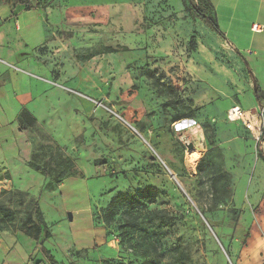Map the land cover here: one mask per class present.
<instances>
[{"label": "rangeland", "instance_id": "obj_1", "mask_svg": "<svg viewBox=\"0 0 264 264\" xmlns=\"http://www.w3.org/2000/svg\"><path fill=\"white\" fill-rule=\"evenodd\" d=\"M223 2L222 21L233 14L249 30L258 20V0ZM37 3L34 9L50 25L49 36L34 50L38 77L54 95L69 99L52 118L39 120L24 110L13 123L4 121L0 204L14 218L1 222L0 245L29 250L22 264H102L112 248L124 264H264V160L257 150L259 144L264 151V101L253 110L262 119L258 136L226 116L230 105L249 110L258 103L252 57L193 19L182 0ZM106 46L129 50L105 53ZM88 52L96 55L85 59ZM194 149L203 155L191 167L187 156ZM73 176L88 181L76 190L83 200L73 201L69 190L65 200L57 190ZM148 186L161 190L148 210L168 219L163 259L153 262L138 253L136 242H122L120 216L104 226L107 244L81 251L85 241L77 228L89 225L88 201L102 222L116 193ZM37 200L52 233L43 246L29 228ZM73 208H81L74 221ZM235 218L239 235L249 230L252 241L231 236ZM141 225L147 229L143 220ZM257 239V253L243 254L247 242L252 248ZM2 257L0 248V264Z\"/></svg>", "mask_w": 264, "mask_h": 264}, {"label": "crops", "instance_id": "obj_2", "mask_svg": "<svg viewBox=\"0 0 264 264\" xmlns=\"http://www.w3.org/2000/svg\"><path fill=\"white\" fill-rule=\"evenodd\" d=\"M210 2L215 8L220 28L225 35V39H222L233 45L239 52L252 57L250 67L254 81H256L255 84L264 90V29L263 31L253 30L254 24L264 27V0H258L259 21L252 22L249 30H247L248 26H239L236 22L237 18L233 14L225 18V21L219 18L221 7H225L223 0H210ZM49 29L50 25L46 22V19L41 17L35 9L25 10L22 5H15L14 8H11L5 0H0V135H3L2 127L4 121L13 123L21 111L25 110L31 113L39 120H42L45 115L52 118L54 112L63 109L62 105L69 99L64 95H54L58 92L51 88L49 82L43 81L38 77L41 76V69L34 58V50L45 42L49 36ZM257 34L260 35L258 36ZM255 87L256 85H254V94ZM36 105H40V111L37 110ZM233 105L227 107V110ZM251 105L250 109L254 110L258 103ZM41 114L42 116H40ZM50 119L49 121H51ZM1 143L0 146H2ZM87 182L82 177H69L59 184L57 190L61 194L65 190H69L68 196H72L73 201L83 200L81 199V196H84L83 192L81 194L76 190L83 189L84 186H87ZM66 198V196L63 197L65 200ZM88 204L85 211H87L86 218L89 220V225L86 229L77 228L81 232L80 236H82L83 242L85 241L84 246L80 247L81 251L107 244L106 229L104 225L95 222L93 204L89 201ZM80 212L81 208H73V221L78 219L79 215H81ZM97 229L101 230V232L98 233ZM256 233L258 234V232ZM250 240L252 241V238ZM9 246L10 244L6 245L3 243L0 245L3 256L1 264L4 261H6L5 264H8L9 259H11L10 264L27 262L26 260L30 254L29 250L21 253L19 248L10 250ZM261 246L258 239L256 245L252 248L248 246L247 242L243 249V254L257 253ZM112 249L113 253L103 257V259L117 257V250L115 248ZM38 264H44V260Z\"/></svg>", "mask_w": 264, "mask_h": 264}, {"label": "trees", "instance_id": "obj_3", "mask_svg": "<svg viewBox=\"0 0 264 264\" xmlns=\"http://www.w3.org/2000/svg\"><path fill=\"white\" fill-rule=\"evenodd\" d=\"M11 8L15 5H22L25 10L34 9L37 6V0H5ZM185 10L190 14L193 19H199L204 23L212 32L221 38L225 39L217 16L215 8L210 0H182ZM67 38H71L72 34L65 33ZM191 43H196V39L193 36ZM129 48L127 46H106L104 47L105 53H120L126 52ZM96 53L88 52L84 56L85 59H91ZM255 96L258 104H262L264 101L263 90L255 84ZM180 117L177 115L174 120H178ZM264 135V133H263ZM259 148V149H258ZM257 150L260 158L264 160V151L260 145H257ZM33 168L45 175H48V171L36 164H32ZM200 167V165L198 166ZM62 182V181H61ZM60 184V183H59ZM58 184V185H59ZM161 190L156 186H148L146 189H142L138 192H118L116 193L108 203L106 207V213L104 220L99 222L97 215H94L97 224L111 225L115 222L117 216L121 217L122 223L119 225V236L122 242H136L134 243L138 253L143 257H150L153 262L163 259L165 256V237H166V225L167 217L165 214L156 210H148L149 204H152L159 198ZM35 218L31 219L30 229L33 231V235L38 245H42L51 237L52 233L48 229L43 220L42 212L40 211L39 201L37 200L35 205ZM14 218L11 210L2 204H0V224L4 219L12 220ZM147 224V229H144L141 225V221ZM104 221V222H103ZM239 220L235 218L231 227V236L239 239L243 244L246 243L250 237L249 230L241 229L244 231V235H239ZM212 225V223H210ZM2 227L0 226V230ZM53 264L57 262L52 261ZM102 264H124L115 260V258L105 259Z\"/></svg>", "mask_w": 264, "mask_h": 264}, {"label": "built area", "instance_id": "obj_4", "mask_svg": "<svg viewBox=\"0 0 264 264\" xmlns=\"http://www.w3.org/2000/svg\"><path fill=\"white\" fill-rule=\"evenodd\" d=\"M264 27L260 26L258 24L253 25L254 31H263ZM255 111L253 110H245L242 108L241 105L234 104L231 106L226 113L227 119L230 122H241L243 123L246 128H248L255 136H258V134H261L262 132V123L259 124L255 123L254 118ZM260 115V114H259Z\"/></svg>", "mask_w": 264, "mask_h": 264}, {"label": "bare ground", "instance_id": "obj_5", "mask_svg": "<svg viewBox=\"0 0 264 264\" xmlns=\"http://www.w3.org/2000/svg\"><path fill=\"white\" fill-rule=\"evenodd\" d=\"M254 118H255V123L256 124H259L260 122L262 123V119H261L259 114H254ZM198 136L199 137H203L201 131L198 132ZM202 155H203V153L199 149L190 150L188 152V156H187V163L191 167H195L199 163V161L201 160Z\"/></svg>", "mask_w": 264, "mask_h": 264}, {"label": "water", "instance_id": "obj_6", "mask_svg": "<svg viewBox=\"0 0 264 264\" xmlns=\"http://www.w3.org/2000/svg\"><path fill=\"white\" fill-rule=\"evenodd\" d=\"M193 147H194V144H193V143H189V144H188V148H189V149H193ZM70 218H71V216H70Z\"/></svg>", "mask_w": 264, "mask_h": 264}]
</instances>
